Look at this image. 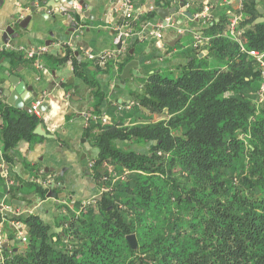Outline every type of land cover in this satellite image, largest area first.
Listing matches in <instances>:
<instances>
[{
  "label": "trees",
  "instance_id": "obj_1",
  "mask_svg": "<svg viewBox=\"0 0 264 264\" xmlns=\"http://www.w3.org/2000/svg\"><path fill=\"white\" fill-rule=\"evenodd\" d=\"M262 3L244 0L242 26L247 47L264 52V21L255 24L264 17ZM213 16L202 31L209 41L193 47L177 75L154 72L143 81L135 102L149 110L139 116L143 120L137 116L127 126L122 120L103 123L100 116L90 120L86 137L98 150L92 173L103 190L95 201L76 211L64 205L62 231L28 214V242L16 243L17 250L3 247L0 264H264L262 66L226 35L224 7ZM66 50L64 62L73 54ZM202 51L207 54L200 56ZM210 56L215 63H208ZM74 74L92 84L86 63L75 64ZM160 112L165 117L154 120ZM0 117L3 159L13 164L18 143L32 140L40 120L1 100ZM134 139L151 143L149 152L117 146ZM53 174L37 170L30 185L39 200L63 189L44 184ZM8 182L4 192L12 203L25 183L12 175ZM74 204L79 208L81 201Z\"/></svg>",
  "mask_w": 264,
  "mask_h": 264
},
{
  "label": "crops",
  "instance_id": "obj_2",
  "mask_svg": "<svg viewBox=\"0 0 264 264\" xmlns=\"http://www.w3.org/2000/svg\"><path fill=\"white\" fill-rule=\"evenodd\" d=\"M84 1L86 8L77 0L72 7L77 10V19L71 13L44 8L39 0H0V100L12 108L25 110L27 105L32 107L38 103L41 106L38 99L43 98L47 106L37 116L38 125L48 135L34 132L32 140H21L15 149L13 164L4 161L0 139V167L3 168L0 171V204L17 205L21 219L28 214L38 215L53 232L63 229L62 218L66 212L63 206L67 203L63 204L60 198L67 197L74 208L76 201L95 199L101 194L102 188L92 173L93 158L98 150L86 137L92 117L100 116L102 122L105 118L107 123L122 120L125 126L137 116L138 120H143L149 110L135 105L136 95L143 94V81L154 72L177 75L186 64L187 54L198 45L192 40L208 25L186 14L189 11L194 15L203 0H188L192 3L189 8L182 7L179 0H167L169 5L161 6L170 10L165 21H161L157 12L148 17L150 7H157L155 0H145L139 6L140 14L126 52L114 55L103 65L99 59H90L88 54L97 57L113 50L118 16L112 12V6L116 0ZM32 3L38 10L32 12ZM28 15L31 19L20 27L16 21ZM9 26L14 31L7 42L5 32ZM157 31L162 33V39L155 35ZM67 47L73 54L64 62ZM42 49L45 52L36 58L28 56L30 50ZM205 54L207 51L200 52V56ZM131 61L136 62L131 70L133 78L124 81L123 69ZM80 62L86 63L92 84L74 74V66ZM18 87L20 93L15 91ZM98 91L101 102L96 110ZM1 125L0 117V128ZM133 141H118L117 146H131ZM40 169L57 175L63 186L58 195L49 192L46 199L37 198L30 184L36 180ZM10 175L25 183L16 193L19 200L13 199L12 203L8 202L10 195L4 192ZM5 215L7 220L1 224L0 262L3 247L17 250L15 245L20 242L9 222L13 214Z\"/></svg>",
  "mask_w": 264,
  "mask_h": 264
},
{
  "label": "built area",
  "instance_id": "obj_3",
  "mask_svg": "<svg viewBox=\"0 0 264 264\" xmlns=\"http://www.w3.org/2000/svg\"><path fill=\"white\" fill-rule=\"evenodd\" d=\"M191 2H187L184 7L189 8ZM224 7L225 14L229 17L227 24L226 35L238 43V46L242 52L247 53L253 58L257 59L262 66L263 84L262 91H264V52L248 48L245 42L246 26H242V20L244 19V0H204L201 9L198 10L193 16L195 19L202 21L204 23H211L215 18L213 16V11L217 7ZM80 9L81 7L78 6ZM77 8V9H78ZM150 11H155L153 6L150 7ZM112 12L118 16V20L114 28V48L113 50L106 52L101 56H94L88 54L90 59H99L100 64L105 65L110 58L114 55H120L125 53L127 50L128 40L134 33L135 21L140 14V7L136 5L135 0H116L112 6ZM155 35L162 39L163 35L160 31H157ZM196 44L201 45L209 41V37L205 36L203 32H198L196 34ZM45 50H30L28 56L31 58H36L39 53H44ZM32 113L36 116L41 114L39 109V104H34L32 106ZM103 122L107 123V119H103ZM49 183H54L55 186L59 187L62 185L60 181L55 179V175H49L45 185ZM93 199L85 200L82 202L83 205H89L93 203ZM0 212L2 213V221L0 222V250L2 248L3 237L1 224L7 220L5 213H12L13 218L9 219L10 226L13 228V233L15 237L23 243L28 242L29 239V228L25 221L21 219L20 208L15 204L1 203Z\"/></svg>",
  "mask_w": 264,
  "mask_h": 264
},
{
  "label": "water",
  "instance_id": "obj_4",
  "mask_svg": "<svg viewBox=\"0 0 264 264\" xmlns=\"http://www.w3.org/2000/svg\"><path fill=\"white\" fill-rule=\"evenodd\" d=\"M42 5L44 6V8H51L53 10L55 9H58V10H61L63 12H68V13H71L73 14L75 17L79 16L77 14V10L72 8L75 4V0H39ZM79 4H81L83 6V8H86L87 5L85 3L84 0H77ZM179 4L184 7L185 6V0H179ZM64 3L67 4V6H63ZM32 6V12L38 10V8L36 7V5L34 3L31 4ZM155 11L159 14L160 16V19L161 21H165L167 19V17L170 16V10L168 8H163V7H157L155 8ZM259 11L263 14L264 13V8L263 7H259ZM187 15H189L191 18L193 17V14L191 12H186ZM31 19V16L28 15L24 18H21L19 20L16 21L17 24H19L20 27H24L26 22L28 20ZM264 21V17H259L255 20V24H258L260 22H263ZM13 28L11 26H9L8 28H6V32H5V36L8 37V38H5V41L7 39H10V36L13 34ZM8 42V40H7ZM136 62L134 61H131L129 62L125 68L123 69V73H122V79L125 81L127 78L131 79L133 78L132 75H131V70L132 68L134 67ZM22 86H24V84H22ZM16 93H20V88H16L15 89ZM24 98V97H22ZM23 101H28V100H25V99H22ZM38 101L40 102L41 106H39V109L42 110L43 107H46V102L44 103L43 102V98H40L38 99ZM13 102V101H11ZM15 104V103H14ZM25 110L29 113H32V107L27 105L25 106ZM42 126L41 125H38L36 130H35V133L36 134H39V135H45L48 137V135L44 134V132H42ZM136 139V138H135ZM3 170V168L0 167V171ZM49 170V169H47ZM51 170L53 171V169L51 168ZM127 240L128 242L130 243V245L133 247V248H137L138 247V243H137V239H136V236L135 234H130L127 236ZM6 246H8V244H5Z\"/></svg>",
  "mask_w": 264,
  "mask_h": 264
},
{
  "label": "rangeland",
  "instance_id": "obj_5",
  "mask_svg": "<svg viewBox=\"0 0 264 264\" xmlns=\"http://www.w3.org/2000/svg\"><path fill=\"white\" fill-rule=\"evenodd\" d=\"M204 1V0H203ZM202 4V3H201ZM262 4H264V3H262ZM261 4V5H262ZM260 5V6H261ZM262 7V6H261ZM193 41V40H192ZM180 44H178V46H179ZM203 45V44H202ZM204 53V52H203ZM214 58L212 57V56H210L209 57V61H208V63H212V62H214L215 63V61L213 60ZM223 69H224V66L222 67ZM167 75V74H166ZM169 76H174V74H169ZM155 114V115H154ZM153 114V119L154 120H158V118H162V117H165V114L164 113H162V112H160V113H154ZM122 142V141H121ZM133 142H135V143H132L131 144V146H119V147H121V148H123V149H126V150H132V151H135V152H139V153H147V152H149V147H150V145H151V143H148V146H146L147 145V143H144V142H142V143H138V142H136V141H133ZM123 144V143H122ZM108 166V168H110V170L112 169V167H111V165L110 164H108L107 165ZM103 190L101 189V192H102ZM60 200H61V202L63 203V204H65V203H67V206L70 208V209H72V210H74V211H76V210H78V209H80V208H82V202L83 201H81V206L79 207V208H76L75 206H74V208L72 207V206H70V204H72L71 202H69L68 200H66V198H60ZM94 201H95V199H93ZM93 201V202H94ZM70 204H69V203ZM90 205V204H89ZM84 207H86V205H83V208ZM62 209H63V207H62ZM63 211H64V209H63ZM24 244H21L20 246H23Z\"/></svg>",
  "mask_w": 264,
  "mask_h": 264
}]
</instances>
